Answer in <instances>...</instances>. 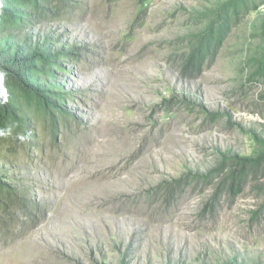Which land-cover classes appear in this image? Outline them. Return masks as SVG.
<instances>
[{"label": "rangeland", "instance_id": "obj_1", "mask_svg": "<svg viewBox=\"0 0 264 264\" xmlns=\"http://www.w3.org/2000/svg\"><path fill=\"white\" fill-rule=\"evenodd\" d=\"M213 1L73 0L29 32L64 54L57 75L72 116L53 135L32 115L24 149L0 152L1 175L40 203L38 220L0 227V264H264V214L252 217L264 177L214 214L202 180L175 199L162 189L221 153L255 154L254 135L264 138V79L248 76L264 7L203 72L183 66L192 12Z\"/></svg>", "mask_w": 264, "mask_h": 264}, {"label": "trees", "instance_id": "obj_2", "mask_svg": "<svg viewBox=\"0 0 264 264\" xmlns=\"http://www.w3.org/2000/svg\"><path fill=\"white\" fill-rule=\"evenodd\" d=\"M142 1L144 5L148 0ZM72 2L0 0V152L7 144L17 142L24 149V144L32 137L29 134L32 115L40 116L53 129V135L59 127L60 118L66 120L72 116L65 109L66 97L60 92L62 86L57 75V71L62 68L60 59L64 54L51 41L34 39L29 33L42 22L60 14L61 5ZM263 7L264 0H215L211 5L205 4L200 9H194V22L191 24L196 29L187 35L188 47L183 65L185 71L190 76L203 72L205 65L213 61L233 30ZM261 26L264 36V21ZM253 59L255 65L248 75L250 80L264 79V46ZM243 60L247 66L251 64L247 57ZM210 114L212 118L221 116L219 112ZM254 139L261 148L256 149L255 154L238 153L230 156L221 153L219 164L206 173L183 175L195 179L188 181L182 176L164 182L162 189L165 196L175 199L197 179L213 188L203 208L205 212L217 213L225 202L232 205L251 177H264V138L254 135ZM1 174L0 171V227L5 230L30 217L38 220L40 203L25 199L24 188H16ZM262 214L264 201L252 217L257 218ZM121 264L127 263L123 261ZM223 264L245 263L233 258Z\"/></svg>", "mask_w": 264, "mask_h": 264}]
</instances>
